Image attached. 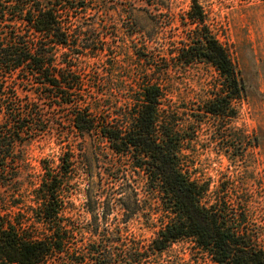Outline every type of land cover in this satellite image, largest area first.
<instances>
[{
    "label": "trees",
    "instance_id": "trees-1",
    "mask_svg": "<svg viewBox=\"0 0 264 264\" xmlns=\"http://www.w3.org/2000/svg\"><path fill=\"white\" fill-rule=\"evenodd\" d=\"M88 1L0 0V264H150L148 252L163 251L184 238L193 239L217 264H264V244L245 196L233 198L226 183L210 191L209 182L187 172L180 156L186 136L165 106L164 82L145 76L169 70L148 54L152 41L164 51L165 61H205L219 72L217 91L204 102L206 114L227 116L231 100L245 95V81L229 50L206 25L199 0H191L187 16L196 32L181 40V46L175 40L159 42L148 32L141 45L133 42L137 58L143 60L142 78L129 83L131 94L107 102L93 98L104 94L98 86L92 93L81 87L92 77L101 86L113 78L100 46L106 43L99 17L103 4L96 0L99 5L92 8ZM19 89L52 99V109L68 108L62 121L73 133H98L118 156L120 161L106 157L100 169L104 178L96 179L83 161L90 224L76 227L66 216L65 184L72 179L71 166L81 159L63 125L57 142L68 148L59 169L44 168L38 184L28 189V204L8 201L20 180L22 167L14 165L24 161L18 152L22 138L39 130L49 133L53 124L35 100L28 107L9 101ZM152 191L159 194L164 217L146 246L123 237L111 214L120 206L125 218L134 216Z\"/></svg>",
    "mask_w": 264,
    "mask_h": 264
},
{
    "label": "rangeland",
    "instance_id": "rangeland-1",
    "mask_svg": "<svg viewBox=\"0 0 264 264\" xmlns=\"http://www.w3.org/2000/svg\"><path fill=\"white\" fill-rule=\"evenodd\" d=\"M99 1L103 4L99 17L106 39L105 44L100 42V46L105 49L102 58L107 60L106 69L112 72L113 78L107 80V85L101 86L92 77L81 87L85 93H92L94 86L101 88L104 94L95 93L93 98L103 102L131 94L133 87L129 83L133 84L142 78L143 60L137 58L133 42L137 46L141 45L146 32L159 42L163 38L170 42L175 40L179 46L181 40L196 32L195 26L187 18L191 0H151V5L146 0ZM95 2L89 0L88 4L94 8L99 5ZM199 2L210 32L229 50L245 81V95L231 100L227 116L206 114L203 111L204 102L217 91L219 72L205 61L189 64L177 60L165 61L164 51L152 41L149 50L153 52L148 54L154 55L162 67L169 65V70L166 72L160 68L152 75L145 76L164 82L165 106L171 110L186 136L180 156L187 172L192 177L209 182L210 191L226 183L233 198L245 196L250 220L264 244V0ZM135 30L138 32L135 33ZM91 67V73L94 74L96 67L93 64ZM23 75L21 71L19 77ZM21 86L33 88L27 83ZM18 93L16 99L9 98L11 103L17 106L23 102L28 107L29 101L35 100V107L43 112L44 117L52 118L53 124L49 133L44 134L39 130L27 133L22 138L18 152L24 161L14 165L22 167L20 180L14 187L15 192L9 191L8 201L28 204V189L38 184L44 168L51 166L55 170L59 169L68 148L57 142L60 138L59 128L63 125L69 131L66 138L71 136L75 140V155L81 159L71 166L73 176L65 184L63 199L67 207L66 216L76 227L90 224L85 214L89 204L83 161L97 179L102 178V175L104 178L101 170L106 157H115L120 161L118 156L98 133L83 136L73 133L70 125L62 121L69 114L68 108L52 109L49 107L53 103L50 98L22 89ZM38 118L41 116L38 115ZM26 120L34 121V117L26 115ZM38 123L41 127V122ZM141 175L140 181L145 187L146 177ZM161 209L159 194L152 191L144 201L143 209L130 218H125L120 206H114L112 224H118L123 237L148 246L164 217ZM148 260L150 264H217L191 238L175 241L163 251L148 252Z\"/></svg>",
    "mask_w": 264,
    "mask_h": 264
}]
</instances>
